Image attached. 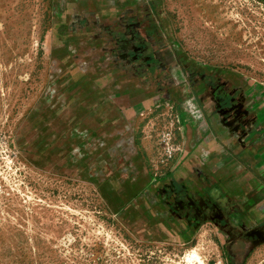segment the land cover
<instances>
[{
  "label": "crops",
  "instance_id": "obj_1",
  "mask_svg": "<svg viewBox=\"0 0 264 264\" xmlns=\"http://www.w3.org/2000/svg\"><path fill=\"white\" fill-rule=\"evenodd\" d=\"M162 4L55 1L54 84L34 133L52 166L90 176L118 213L262 231L264 83L190 61ZM165 106L177 116L180 149L158 180L143 129Z\"/></svg>",
  "mask_w": 264,
  "mask_h": 264
},
{
  "label": "rangeland",
  "instance_id": "obj_2",
  "mask_svg": "<svg viewBox=\"0 0 264 264\" xmlns=\"http://www.w3.org/2000/svg\"><path fill=\"white\" fill-rule=\"evenodd\" d=\"M55 1L0 0V264H229L225 225L145 223V216L111 209L90 176L51 165L34 131L54 84L48 45ZM162 2L190 61L264 83V1ZM164 108L143 129L158 180L169 177L163 174L172 162L162 158L160 137L178 121ZM241 264H264V242Z\"/></svg>",
  "mask_w": 264,
  "mask_h": 264
},
{
  "label": "flooded vegetation",
  "instance_id": "obj_3",
  "mask_svg": "<svg viewBox=\"0 0 264 264\" xmlns=\"http://www.w3.org/2000/svg\"><path fill=\"white\" fill-rule=\"evenodd\" d=\"M212 220L221 225H225L224 229L228 231L235 240L234 242H230V247L228 250L229 264H241V262L247 258V255L256 243L264 242V230L241 232L237 231L236 228H234L224 219L215 218Z\"/></svg>",
  "mask_w": 264,
  "mask_h": 264
},
{
  "label": "built area",
  "instance_id": "obj_4",
  "mask_svg": "<svg viewBox=\"0 0 264 264\" xmlns=\"http://www.w3.org/2000/svg\"><path fill=\"white\" fill-rule=\"evenodd\" d=\"M176 117L174 118V120ZM176 122L173 121L171 129L162 133L160 137V144L162 148V158L165 161H170L173 159L175 153L179 150L178 137L176 131ZM176 123V124H175ZM178 130V129H177Z\"/></svg>",
  "mask_w": 264,
  "mask_h": 264
},
{
  "label": "bare ground",
  "instance_id": "obj_5",
  "mask_svg": "<svg viewBox=\"0 0 264 264\" xmlns=\"http://www.w3.org/2000/svg\"><path fill=\"white\" fill-rule=\"evenodd\" d=\"M195 257V256H194ZM197 258V257H196ZM200 264H204L202 261L200 262Z\"/></svg>",
  "mask_w": 264,
  "mask_h": 264
}]
</instances>
